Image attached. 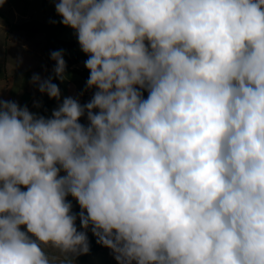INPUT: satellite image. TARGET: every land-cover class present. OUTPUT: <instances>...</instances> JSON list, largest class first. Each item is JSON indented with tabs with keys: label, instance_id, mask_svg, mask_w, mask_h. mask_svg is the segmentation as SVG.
Segmentation results:
<instances>
[{
	"label": "clouds",
	"instance_id": "9594fccd",
	"mask_svg": "<svg viewBox=\"0 0 264 264\" xmlns=\"http://www.w3.org/2000/svg\"><path fill=\"white\" fill-rule=\"evenodd\" d=\"M55 10L95 91L50 118L0 100V264H74L89 231L117 264H264V0ZM52 79L32 83L60 101Z\"/></svg>",
	"mask_w": 264,
	"mask_h": 264
},
{
	"label": "rangeland",
	"instance_id": "374dc122",
	"mask_svg": "<svg viewBox=\"0 0 264 264\" xmlns=\"http://www.w3.org/2000/svg\"><path fill=\"white\" fill-rule=\"evenodd\" d=\"M13 1L14 0H6L3 6L0 7V63H2L0 64V77L4 73L5 65L3 62L6 59L9 62L6 69L8 71V76L11 79V81H9L11 84L10 98L18 100L24 97L23 91L26 88V83H23V79L22 77L20 78L19 74L25 67H41L43 59L40 54L45 58L47 57L48 62H52L53 60L51 59L50 52L44 49L46 46L44 33L33 37H27L23 32L8 30L5 21L11 24H20L28 20L41 22L52 35L57 51L63 50L65 61L70 64H74L78 61L75 68L81 72V75H89V73L83 70L86 68L85 61L88 59V56L81 51L80 46L67 50L60 43L61 41H72L77 39L75 31L70 27H65L62 31L49 27L52 14L55 11V4L58 0H45L46 3L44 8L41 5V0H26L28 5L25 14H22L21 11L25 0H19L17 3H14ZM28 46L39 54L30 52ZM36 74L44 79L46 72L44 69H41L37 71ZM52 74L53 71L50 75ZM80 74L66 71L65 75L67 78L63 82L59 80L61 86V100L65 97H73L78 99L81 104H85L91 100L95 89L86 90V82L88 79H84ZM31 88L34 91L38 88V85L31 82ZM144 96L147 98V92H144ZM35 104L36 102L34 101L30 105L29 111L39 115V109L34 106ZM55 108L57 107L49 109L46 113V117L50 118L52 110ZM80 123L84 125L88 124L86 115L81 118ZM63 174L64 173L61 172V175ZM22 190L26 189L22 186ZM72 211L74 213H79L80 208L73 205ZM76 224L78 230H80L79 219H77ZM21 230L26 231V227L22 226ZM89 233L90 231L88 232V235ZM44 250L49 257L51 264H63L64 257L57 249L48 246L45 247ZM79 257L80 256L75 258L74 264H82L79 262ZM84 264H117V261L114 259L111 249H103L96 254L89 256L87 262Z\"/></svg>",
	"mask_w": 264,
	"mask_h": 264
},
{
	"label": "trees",
	"instance_id": "16d2710c",
	"mask_svg": "<svg viewBox=\"0 0 264 264\" xmlns=\"http://www.w3.org/2000/svg\"><path fill=\"white\" fill-rule=\"evenodd\" d=\"M18 1L19 0H14L13 2L17 3ZM27 1L25 0V2L22 5V9H21L22 14L26 13V8L28 5ZM45 3H46L45 0H41V5L43 8L45 6ZM60 20H61V17L56 13V10H55L52 14V19L50 20L49 27L56 28L59 31L64 30L65 26L60 23ZM5 22H6V26H7L8 30L23 32L27 37H33V36L44 33L45 34V42H46V46L44 47V49L49 51L50 54L53 51H57V49L54 45V40H53L52 35L50 34V32L47 31V29L45 28V26L41 22L36 21V20H28V21L22 22L20 24H11L7 21H5ZM60 43L67 50L74 48L76 46H79L77 39L72 40V41H61ZM45 60H46L48 67H51V68L55 67V61L54 60L52 62H48L47 57L45 58ZM76 60H77V57H76ZM77 63H78V61L75 62L74 64H70L66 61V65H67L66 71L80 74L81 72L77 68H75V66H77L76 65ZM83 70L85 72L89 73V70L87 68H85ZM75 71H77V72H75ZM89 75H90V73H89ZM89 75H81V76L84 79H88ZM50 76L53 77L52 82L57 84V86L59 87L60 92H61V86H60L59 79L54 76V73ZM6 86H7V78H6L5 74L3 73L1 78H0V91L5 90ZM144 97H146V96H144ZM60 102H62V101L50 99L48 97V95L45 93L44 98H43L42 103H41V107H39V115H43V116L46 115V113L49 111V109H51L52 107H58ZM67 200L71 201V203L73 205H75L76 207L79 208V205L75 201V199L68 196ZM88 239H89V243H90V251L86 255H80L79 262L82 264L87 262V259L89 256L94 255L103 249H109V248H106V247L98 244L96 237L93 236L91 232L88 235Z\"/></svg>",
	"mask_w": 264,
	"mask_h": 264
},
{
	"label": "crops",
	"instance_id": "0c3cea01",
	"mask_svg": "<svg viewBox=\"0 0 264 264\" xmlns=\"http://www.w3.org/2000/svg\"><path fill=\"white\" fill-rule=\"evenodd\" d=\"M30 1V0H29ZM30 5V3H29ZM29 9V7H28ZM27 9V11H28ZM24 45V44H21ZM29 51L32 53H38L36 51H33L32 49H30V47L28 46ZM39 54V53H38ZM41 58L43 59L42 63H41V67H37V66H30V67H25L19 74L20 78L22 77L23 79V83H26V88L24 89V97L22 99H12L10 98V93H11V84L9 81H11L10 77L8 76V71L6 69V66L8 65V61L5 59L3 64L5 65V70H4V74L7 78V86L5 88V90L0 92V100L2 101H14L17 102L19 106L23 107V106H27L28 109H30V105L35 101L36 103H39L41 105L42 100L44 98L45 93H41L39 91V87L36 90H32L31 88V82H32V77L33 75H37V71L44 69L46 72V75L44 77V79L50 77L51 72L53 71V69L51 67L47 66L45 57L43 55H41ZM2 64V63H0ZM1 66V65H0ZM7 71V72H6ZM1 78V77H0ZM62 101V100H61ZM39 109V108H38ZM46 117V115H44Z\"/></svg>",
	"mask_w": 264,
	"mask_h": 264
}]
</instances>
